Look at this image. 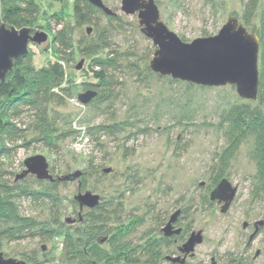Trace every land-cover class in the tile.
<instances>
[{
    "label": "rangeland",
    "instance_id": "rangeland-1",
    "mask_svg": "<svg viewBox=\"0 0 264 264\" xmlns=\"http://www.w3.org/2000/svg\"><path fill=\"white\" fill-rule=\"evenodd\" d=\"M102 1L115 18L98 12L97 28L93 23L73 26L71 36L74 48L81 41L82 47L97 42L95 56L114 58L107 70L109 86L98 88L106 96L88 104L78 101L85 90L80 84L94 82L88 66L95 56L76 50L72 59H60L76 88L63 105L48 106L45 130L51 144L42 141L44 130L36 129L39 118L33 109H24L15 120L24 137L7 144L11 154L4 159L0 176V231L9 206L26 225L20 234L0 237V252L28 264H177L167 257L177 256L176 245L181 246L192 231H201L202 242L183 264H264V173L256 137L246 135L236 143L238 134H233L227 119L232 107L244 103L264 117V96L247 100L238 96L234 85L201 86L153 72L149 62L156 46L140 31L137 14L121 11L120 0ZM36 2L47 13L40 14L31 28L46 32L48 39L30 43L29 49L34 67L41 68L56 59L46 51L53 28L46 16L57 11L71 15L73 0ZM154 2L159 20L187 43L216 35L230 16L248 31L263 35L264 0H258L249 25L243 20V0ZM87 26L94 31L86 34ZM37 154L46 158L55 180L31 174L16 179L24 159ZM106 168L111 171L105 173ZM76 171L81 174L75 180H58ZM222 179L237 187L225 213L220 212L223 203L210 200ZM17 189L40 194H18ZM86 191L100 196L104 212L97 213L100 223L88 221L90 209L80 210L74 200ZM178 209L182 232L166 237L162 228ZM259 221L263 224L250 239ZM28 222L34 226L27 229ZM89 223L95 234L88 248L91 257L78 253L65 235L46 233L71 235L78 245V237L87 240Z\"/></svg>",
    "mask_w": 264,
    "mask_h": 264
},
{
    "label": "trees",
    "instance_id": "trees-1",
    "mask_svg": "<svg viewBox=\"0 0 264 264\" xmlns=\"http://www.w3.org/2000/svg\"><path fill=\"white\" fill-rule=\"evenodd\" d=\"M56 1L61 2V0ZM257 6L258 0H243V20L246 24L249 25L255 17ZM44 12L40 11L36 0H0V25L3 24L6 27L13 26L15 28L28 27L32 31L33 28L31 27L37 24L40 14L46 15L47 11L46 13ZM98 12L101 13L103 11L90 4L87 0H73L71 15L63 11L47 15L46 17L48 18L46 19L52 20L53 28L50 29L52 37L46 51L51 52L56 59L47 61L41 68H35L33 65L34 54L28 49L27 53L14 60L13 67L7 73L5 80L0 81V176L4 175L3 161L11 154V147H8L7 144H15L14 142L24 137V134L15 123V120L21 116L24 109H33L36 112L39 118V124H37L36 129H43L42 141L47 145L51 144L49 135H46L45 130L48 123V106L50 104L63 105L67 99L73 97L76 88L74 79L67 76V71L60 59L66 61L72 59L76 50L84 56L96 55L99 49L97 42L85 44L82 47L83 41H81L79 46L74 48L76 43L73 41L71 32L73 26H81L83 24L93 23L97 28L96 13ZM106 16L109 17L108 15ZM111 16L115 18L114 15ZM260 19H262V27H264V13H262ZM88 27L91 28V32L95 29L92 26H87L86 29ZM86 29L85 33L88 34ZM256 36L259 39L257 61L259 85L257 97L262 98L264 96V30L262 37L257 34ZM103 43H105L104 48L109 47L106 39H104ZM113 61L114 58L108 55L105 57L95 56L90 62L88 67L94 82H83L80 85L84 87V91L87 89L97 91V95L91 102L97 97L103 100L106 96L103 93L100 94L98 88L109 86L110 79L107 70L113 65ZM227 119L232 127L233 134L235 132L238 134L236 143L243 141L246 135H254L256 137V155L264 173V117H262L259 110L244 103L232 107L227 113ZM17 190L19 191L17 192L18 194L23 195L38 197L40 194V192L34 193L29 190ZM14 191H16V187ZM100 208L99 201L96 207L89 210L87 220L93 221V224L100 223L102 219L97 217V213L98 211L100 214L104 213L100 211ZM7 212H9V216H4L7 221L3 222L5 226L2 225L1 227V238H8L13 236L14 233L20 234L21 226L26 225L24 221H18V218L14 217V210L10 206ZM33 226V223L28 222L27 229ZM91 228L89 223L85 230L89 231L86 234L87 240L84 241L83 236L81 238L78 237V245L75 244V240L71 239V235L63 234L57 230L46 231V233L50 234L49 237L65 235L66 241L68 239L69 243L72 242L76 251L78 249V253L81 252V254L91 257L88 248L95 242V234L91 232ZM128 229L129 227H127L126 232H129ZM42 249H44L43 246Z\"/></svg>",
    "mask_w": 264,
    "mask_h": 264
},
{
    "label": "water",
    "instance_id": "water-1",
    "mask_svg": "<svg viewBox=\"0 0 264 264\" xmlns=\"http://www.w3.org/2000/svg\"><path fill=\"white\" fill-rule=\"evenodd\" d=\"M87 1L108 16L116 15L102 0ZM120 9L126 15L137 14L140 31L156 46L149 62L153 72L201 86L234 85L239 97L247 100L257 98L259 39L256 34L249 32L236 16L228 17L216 35L196 38L187 43L159 20V11L154 0H120ZM86 32L89 34L91 28L88 27ZM47 39L48 34L44 31L32 32L28 27L17 29L13 26L0 25V81L5 80L14 60L28 52L30 43L42 44ZM82 63L83 60L77 63V70L81 69ZM96 95V90L87 89L80 92L77 99L82 104H88ZM23 166L16 179L31 174L39 180H55L49 172L46 158L41 154L25 158ZM103 171L108 173L111 169L106 168ZM80 174V171H76L59 177L58 180H75ZM236 191V186H232L227 179H222L210 192V200L223 203L220 212L225 213ZM74 200L80 210L84 207L91 209L98 205L100 196L86 191L75 195ZM178 214L179 210L175 211L162 228L165 236L180 233L181 228L173 229ZM262 224L263 221L254 224V232L250 239L257 232L258 225ZM246 225L244 223L243 227ZM201 242V231H192L179 249L184 257L169 256L167 259L183 264L185 257L192 256L195 246ZM0 264L28 263L16 258H6L0 252Z\"/></svg>",
    "mask_w": 264,
    "mask_h": 264
},
{
    "label": "flooded vegetation",
    "instance_id": "flooded-vegetation-1",
    "mask_svg": "<svg viewBox=\"0 0 264 264\" xmlns=\"http://www.w3.org/2000/svg\"><path fill=\"white\" fill-rule=\"evenodd\" d=\"M179 210V214H178V216H177V219H176V221L173 223V229H177V228H181V226L178 224L179 223V215H181V209H178ZM177 211V210H176ZM181 232H182V228H181V231H180V233L179 234H181ZM164 234V233H163ZM179 234H172V235H169V236H166V237H171V236H178ZM183 244V243H182ZM180 247L181 246H178V245H176V248H177V256H171V257H180V258H182V257H184V254H182L181 252H180ZM188 257V255L185 257V261H186V258ZM170 261V260H169ZM172 262V261H171ZM173 263H177V264H179L178 262H173ZM185 263V262H184Z\"/></svg>",
    "mask_w": 264,
    "mask_h": 264
}]
</instances>
